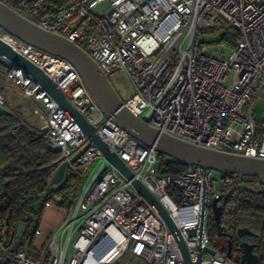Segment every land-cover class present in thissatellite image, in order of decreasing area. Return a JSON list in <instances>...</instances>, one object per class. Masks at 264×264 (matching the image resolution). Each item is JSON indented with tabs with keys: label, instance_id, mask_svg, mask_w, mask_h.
Segmentation results:
<instances>
[{
	"label": "built area",
	"instance_id": "built-area-1",
	"mask_svg": "<svg viewBox=\"0 0 264 264\" xmlns=\"http://www.w3.org/2000/svg\"><path fill=\"white\" fill-rule=\"evenodd\" d=\"M0 2L73 41L105 74L124 72L133 88L125 107L160 132L198 146L264 158V104L257 101L264 96V0ZM204 29L237 33L228 55H214L202 45ZM0 31L15 51L48 75L132 174L127 179L31 76L0 56V73L30 100L40 125L30 124L29 112L7 107L1 91L0 110L18 118L12 130L28 126L44 131L49 148L59 153L57 167L63 163L66 182L71 178L73 183L46 202L60 204L65 221L38 258L26 247L7 246L0 221V264L7 258L12 264H113L126 251L144 264H184L174 236L133 179L168 211L192 260L200 252V264H240L211 245L206 210L223 196L212 169L185 164L176 175L160 173L158 151L104 115L72 63ZM99 158L103 162L87 178L84 172ZM170 186L178 191L179 203L168 193ZM210 247L213 253L206 250Z\"/></svg>",
	"mask_w": 264,
	"mask_h": 264
},
{
	"label": "water",
	"instance_id": "water-1",
	"mask_svg": "<svg viewBox=\"0 0 264 264\" xmlns=\"http://www.w3.org/2000/svg\"><path fill=\"white\" fill-rule=\"evenodd\" d=\"M0 27L7 33L34 46L67 59L80 74L85 86L94 100L101 108L104 115L123 128L131 136L153 146L159 154L175 159L184 164H197L204 168L219 171L223 174H236L239 178L249 176L264 181V158L247 156L232 151L220 150L204 146H198L191 142L160 132L155 126L144 122L132 114L124 105L114 86L98 63L80 46L66 37L43 29L36 23L24 17L8 5L0 2ZM0 56L5 57L17 69H21L25 76H31L43 90L91 137L92 141L102 151L104 156L127 179L132 174L119 157L93 132L86 119L68 101L64 93L55 85L48 75L36 64L26 59L15 51L9 43L0 37ZM44 129V127H43ZM67 174L64 164H60L53 172L49 184L58 191L66 182ZM132 185L139 194L156 210L168 226L174 236L184 264H200L201 253L198 252L195 260L189 257L187 247L179 229L168 211L158 199L137 179L132 180ZM216 200L212 206L216 208ZM205 206L201 205L199 231L203 229ZM218 220V218H217ZM194 234L195 229H189ZM238 236L244 234L255 235V232L247 227L237 230ZM14 242L12 248H16ZM230 244L226 255L230 253ZM252 244L247 245L239 259L240 264H257L258 257L252 253ZM213 253V248H206Z\"/></svg>",
	"mask_w": 264,
	"mask_h": 264
},
{
	"label": "trees",
	"instance_id": "trees-1",
	"mask_svg": "<svg viewBox=\"0 0 264 264\" xmlns=\"http://www.w3.org/2000/svg\"><path fill=\"white\" fill-rule=\"evenodd\" d=\"M230 32V43L234 45L238 35L235 31ZM3 65L0 62V68ZM17 122V117L0 110V221L6 237L5 244L9 247L15 242L19 224L24 226L22 239L25 240L36 230L46 202L56 193L65 192L73 187L69 178L58 191H55L49 181L57 168L59 153L49 148L44 131L34 132L28 126L12 130ZM158 159V169L162 174L176 175L185 167L184 163L162 154H159ZM222 176L224 179L227 176L231 177L233 182L231 190L228 194H224V198H231L233 189L241 188L245 191L249 184L262 183L256 177L239 178L236 174ZM168 193L176 202H180L178 191L174 187L170 186ZM246 197L250 198V201L242 200L243 209L240 213L235 212L236 214L231 215L228 226L235 228L243 222V225L252 229L264 230V198L256 195H246ZM207 230L211 241L216 229L210 224ZM24 240L18 242L16 247H23ZM1 264H12V262L7 258ZM258 264H264V252L260 254Z\"/></svg>",
	"mask_w": 264,
	"mask_h": 264
},
{
	"label": "rangeland",
	"instance_id": "rangeland-1",
	"mask_svg": "<svg viewBox=\"0 0 264 264\" xmlns=\"http://www.w3.org/2000/svg\"><path fill=\"white\" fill-rule=\"evenodd\" d=\"M230 31L223 29H204L201 31L202 45L206 46L207 49L214 55H228L230 48L233 46L230 42ZM4 33L0 31V35ZM109 80L120 96L121 100L124 101L133 92L132 83L124 72H114L108 75ZM0 89L5 96L7 107L13 109L22 110L29 112L28 120L32 126L38 127L40 125V118L34 113L35 108L31 104L30 100L22 95L21 89L14 84L6 75L0 73ZM259 103L264 104V96L257 100ZM259 109V107H255ZM103 162L102 158H99L91 165L88 166L84 174L88 177L100 166ZM212 177L216 180L221 192L228 194L232 188L233 182H225L222 173L216 170L212 171ZM22 224L17 226L19 231L22 228ZM211 245L218 251H222L224 248L223 242L216 235L211 237ZM71 250V249H69ZM113 264H144V262L131 255L129 252H124L121 257Z\"/></svg>",
	"mask_w": 264,
	"mask_h": 264
},
{
	"label": "flooded vegetation",
	"instance_id": "flooded-vegetation-1",
	"mask_svg": "<svg viewBox=\"0 0 264 264\" xmlns=\"http://www.w3.org/2000/svg\"><path fill=\"white\" fill-rule=\"evenodd\" d=\"M261 182L262 183L259 185L254 183L247 185L248 188L245 191H243L241 188L233 189L231 198H224L225 196L223 194L220 199L216 200L217 202L215 209L211 204V206L206 210L207 228L210 224L214 225L216 229V237H219L223 242L224 248L222 251L224 253H226L228 250V244H230V253L227 256L230 257V259L234 262H239L243 251L247 250L248 244L253 245L251 251L257 255L258 262L260 254L264 252V230L252 229L246 225H243V222L237 225L235 228L229 227L227 224L228 222H231L230 217L233 213H240L243 209L242 200H246L247 202L250 201V198H247L246 195H256L264 198V181ZM249 205L251 206L250 203ZM243 227L249 228L255 232V235L244 234L238 236L237 230Z\"/></svg>",
	"mask_w": 264,
	"mask_h": 264
},
{
	"label": "crops",
	"instance_id": "crops-1",
	"mask_svg": "<svg viewBox=\"0 0 264 264\" xmlns=\"http://www.w3.org/2000/svg\"><path fill=\"white\" fill-rule=\"evenodd\" d=\"M64 221L65 215L60 204L54 202L45 204L38 221L37 232L35 230L30 237L22 239L24 229L22 224L23 227L19 231L16 230L14 241L18 244L24 240L23 247H26L29 254L36 259L46 247L50 237L62 227Z\"/></svg>",
	"mask_w": 264,
	"mask_h": 264
},
{
	"label": "bare ground",
	"instance_id": "bare-ground-1",
	"mask_svg": "<svg viewBox=\"0 0 264 264\" xmlns=\"http://www.w3.org/2000/svg\"><path fill=\"white\" fill-rule=\"evenodd\" d=\"M3 40H5L7 43L11 44V40L8 36H1Z\"/></svg>",
	"mask_w": 264,
	"mask_h": 264
}]
</instances>
